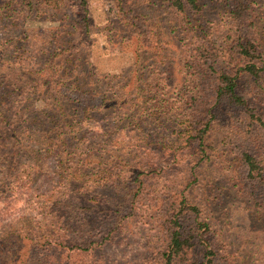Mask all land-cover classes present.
Here are the masks:
<instances>
[{
    "label": "rangeland",
    "instance_id": "obj_1",
    "mask_svg": "<svg viewBox=\"0 0 264 264\" xmlns=\"http://www.w3.org/2000/svg\"><path fill=\"white\" fill-rule=\"evenodd\" d=\"M228 2L231 1L200 0L202 15L210 24L208 33L223 51L221 62L230 60L224 50L238 35L226 15ZM244 2L248 5L240 28L244 33L256 32L264 40V0ZM3 3H11L9 9L17 12H12L11 17L21 18L10 20L0 14V239L9 236L13 228L40 230L41 236H48L47 229H52L54 222L62 224V216L70 214V210L73 214V208L95 203L91 197L98 191L93 189L92 181L100 168L129 178L136 173L132 168L146 162L147 166L156 164L162 182L172 178L179 188L196 179L191 197L227 245L232 264H264V211L255 209L233 186L231 144L234 150L237 145L229 140L230 145L223 149L216 143L218 150L210 161L191 175L192 160L181 145V118L165 102L162 107V97H166L163 91L158 93L156 60L144 51L148 47L154 50L152 44L160 46L159 37L163 53L179 65L178 60L184 59L181 53L185 52V41L174 29L167 0H124L128 8L147 15L152 28L158 30L157 36L151 34L154 41L146 43L140 53L139 42L126 19L129 15L121 14L120 0H87L91 35L83 38V43L82 36L71 26L80 9L49 0H0ZM63 45L68 49L55 58L56 68L86 63L93 92L78 94L64 88L63 95L79 99L78 115L84 116H78L73 129L61 137V143L47 151L50 139L43 135L54 127L49 110L54 102L50 89L37 82L35 87L28 86L33 82L27 81L23 84L27 87L22 86L20 92L30 97L19 96L1 83L14 80V75L7 73L13 69V62L20 61L24 67L18 68L20 72L25 69L32 72L29 78L36 77V70L55 48ZM66 108L65 115L73 113L69 105ZM84 108L88 109L86 113ZM3 116L8 126L2 122ZM218 138L219 134L214 139ZM102 196H97L100 204ZM135 218L108 248L99 252L107 264H140L148 256L151 240H156L154 220ZM21 240L26 245L20 252L29 256L31 252L27 250L33 241L29 237ZM42 244L39 253L48 245ZM4 247L15 250L11 242L3 245L0 240V250ZM32 263L28 259L22 262Z\"/></svg>",
    "mask_w": 264,
    "mask_h": 264
},
{
    "label": "trees",
    "instance_id": "obj_2",
    "mask_svg": "<svg viewBox=\"0 0 264 264\" xmlns=\"http://www.w3.org/2000/svg\"><path fill=\"white\" fill-rule=\"evenodd\" d=\"M49 1L81 10L71 26L82 36L81 42H86L83 38L91 35L87 0ZM230 1L226 15L234 23L233 29L238 35L224 50V56L230 60L221 62L223 51L215 46L208 33L210 24L202 15L200 0H167L174 29L183 35L185 41L183 50L186 53H181L184 59L178 60L180 65L163 53L159 37L160 46L152 44L150 47L154 50L148 47L144 51V45L154 41L151 34L156 35L158 30L152 28L143 12L128 8L124 0L120 3L121 14L129 15L126 19L130 21V30L139 42L137 51H144L156 60L158 70L154 71V76L158 93L163 91L166 97H162V107L165 102L170 111L181 118V145L183 152L186 151L192 160L191 175L200 165L210 161L218 150L216 143L225 149L230 145L229 140H233L237 145V150H234L231 144L234 151L231 166L235 164L233 186L248 198L255 209L264 211V40L256 32L244 33L240 28L248 4L244 0ZM11 5L0 4V14L19 21L20 16L11 17L12 12L17 13L9 9ZM18 10L22 12V8ZM67 49V45L55 48L47 62L36 70V77L29 78L32 72L25 69L20 72L18 68H24L21 62H13V69L7 73L14 75V80L8 84L1 83L19 96H29L20 92L27 81L33 82L28 86L42 83L50 89L54 102L49 110L53 114L54 127L43 135L50 139L47 151L54 150L61 143V137L73 129L78 116H84L78 115L79 99L63 95L64 88L78 94L93 92L89 86L91 71L86 63L61 68L63 70L56 68L55 58ZM68 105L73 113L65 115ZM87 108H84L85 113ZM6 120L3 116L2 122L8 126ZM217 134L220 138L214 139ZM155 165L138 163V168H132L136 173L129 178H125L123 173L110 174V169L100 168L92 181L93 189L98 191L92 193L91 199L95 203L79 205L73 208V214L70 210V214L62 216V224L54 222L52 229L43 230L48 236H41L40 230L32 232L31 228L11 227L7 233L10 235L0 240L3 245L6 241L11 242L15 250L2 248L0 264H22L25 259L32 260V264H107L99 252L127 230L129 221L136 216L151 217L156 231V240H151L148 256L140 264H232L227 245L204 217L202 207L191 197L196 179L192 178L179 188L170 177V180L162 182ZM106 180L110 182L105 183ZM98 195H103L101 204L97 200ZM25 237L33 241L27 250L31 252L29 256L20 252L26 245L21 240ZM45 237L48 239L43 240ZM42 242L48 245L43 253H39Z\"/></svg>",
    "mask_w": 264,
    "mask_h": 264
}]
</instances>
